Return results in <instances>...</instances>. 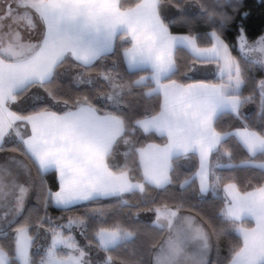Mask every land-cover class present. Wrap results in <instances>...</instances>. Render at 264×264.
<instances>
[{"label": "snow or ice", "instance_id": "1", "mask_svg": "<svg viewBox=\"0 0 264 264\" xmlns=\"http://www.w3.org/2000/svg\"><path fill=\"white\" fill-rule=\"evenodd\" d=\"M251 16L246 0H0V264H264Z\"/></svg>", "mask_w": 264, "mask_h": 264}, {"label": "trees", "instance_id": "2", "mask_svg": "<svg viewBox=\"0 0 264 264\" xmlns=\"http://www.w3.org/2000/svg\"><path fill=\"white\" fill-rule=\"evenodd\" d=\"M246 5L251 8L252 16L249 18L248 23L254 28L260 27L264 23V11H262L259 4V0H246ZM50 211L55 212L56 215H59L55 209H50Z\"/></svg>", "mask_w": 264, "mask_h": 264}]
</instances>
